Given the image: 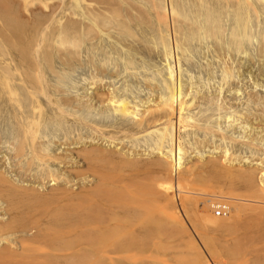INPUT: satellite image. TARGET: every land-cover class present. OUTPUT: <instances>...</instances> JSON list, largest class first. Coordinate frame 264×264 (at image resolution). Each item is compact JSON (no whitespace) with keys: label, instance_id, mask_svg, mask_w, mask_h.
<instances>
[{"label":"bare ground","instance_id":"obj_1","mask_svg":"<svg viewBox=\"0 0 264 264\" xmlns=\"http://www.w3.org/2000/svg\"><path fill=\"white\" fill-rule=\"evenodd\" d=\"M12 1L18 2L0 0V10L6 26L9 27V34L6 35L8 46L17 45L18 42L17 47L25 52L27 48L33 50L34 46L45 40V45H48L46 34H49V38L54 35L57 37L55 46L59 51L58 58L64 64L77 59L79 48L83 44L81 37L97 38L99 31L108 30L117 34L114 38L130 53L140 52L139 54L149 56L160 53L171 58L172 62L174 60L177 65L179 61L181 62L177 52V49H180L183 62L190 68H199V65L188 56L187 51L197 54L195 45H200L204 39L209 38L213 46L209 49L212 48L215 59L218 57L221 65V82L218 92L212 95L215 109L218 113L225 110L222 116L226 121L236 122L240 119L237 124L243 121L245 125L248 123L249 126L254 124L255 128L258 126L264 128V86L260 89L255 86L254 90L250 89L251 91L247 93L252 105L246 111L233 107V103L229 102L224 92L230 88L233 91L230 85L238 82L237 74L240 75L247 67L253 70L256 77L261 76L264 79V66L260 62V57H264V0H70L72 15L64 23L61 22V25H47L50 29H46V32L44 26L42 31L45 34L40 35L43 42H40L39 35L28 38V41H25L23 36L22 40L11 36V27L22 28L18 19L20 10H13L10 7ZM23 1L27 2V6L34 1L38 3V0H22V3ZM46 1L39 3L41 5L43 2V5H46ZM79 7L82 9L81 12L78 10ZM100 7L113 14L115 20L105 19V15H101ZM46 8L48 7L44 6V9ZM78 14L82 19L77 17ZM136 26L138 29L134 30ZM146 33L155 36L154 45L147 43ZM254 36H257V40L253 45L251 39ZM22 41L27 43L24 45ZM37 47L39 48V45ZM253 47L256 60L248 51ZM43 53L48 61L46 68L54 71L50 64L54 59L53 53L48 50ZM240 53L243 55L240 56ZM19 55L23 56L21 53ZM37 60L34 59L31 63V72L25 71V68L20 70L22 75L20 77L26 79L22 80L28 87H14L11 83V70L8 66L2 69L0 97L3 95L2 99L7 100L8 105L16 110V130L13 132L10 147H7L11 170L15 171L21 180L29 176L33 178L39 176L43 179L49 178L48 180L53 182H50L47 191L39 192L32 187L33 185L13 181L9 174H5L6 170H2L3 161L0 162V264H159L167 260V257L163 256L166 248L164 242L171 234L184 236L185 243L190 245L192 251L190 255L192 264H211L209 257L216 247L214 240L202 232L205 244L209 243L210 248L214 244L213 249H207L210 254L208 257L207 253L199 249L197 241L188 230L189 223L186 217L190 215L189 210L193 217L192 219L189 217L192 220L191 224H197V227L200 226L204 231L211 228L220 229L225 233L226 237L222 243H220L222 239L216 238L221 249L229 254L233 261L264 264V148L260 142L264 140L262 135L256 137L253 134H246L245 140L239 138L236 140L235 136L227 135L220 128V123L216 129L200 124L198 121L206 120L208 114L203 112L196 118L192 115L193 112L189 114L188 111L196 106L198 99H208V96L199 93L200 91H197V94L190 93V83L189 89L187 87L183 89L179 64L176 68L174 62L166 61L168 63L166 77L161 78L164 91L161 93L160 90L161 95L159 94L158 98L154 96L155 99L151 100V103L147 102L141 108L138 107V100L133 102L129 98L128 100L124 96L116 95L112 87V91L101 89L103 78L96 77L97 72H106V64L94 62L90 58L89 61L96 70L90 77L92 78L90 82L99 85L94 86L90 97L96 98L100 103L106 101L112 106L113 111L120 114L124 123L128 117L131 121L127 122L129 124L109 123L113 127L111 130L105 128L106 124L100 125L102 123H98L96 117L94 122L87 123L84 117L75 115L76 112H66L64 105L71 104L72 98L59 96L60 98L53 101L56 104L53 110L65 117L67 113L71 118L89 126L93 141L85 142L84 137L78 134L69 139L65 135L63 143L67 145L76 143V146L72 149L65 148L68 152H53L42 142V137L47 134L44 133L41 122L46 115L42 107V98L45 96L52 101L50 98L52 95L48 94L50 91L48 83H45L42 76L44 69ZM131 61L128 58L126 63L132 65ZM6 62L13 64V61ZM119 65L117 62V68ZM116 71L118 75L119 70ZM17 72L19 75V70ZM143 76L145 86H154L150 77L148 79L146 74ZM53 89L62 91L60 86ZM22 93L25 95L26 103L20 97ZM81 102L84 104L83 100ZM90 106L92 105H87ZM192 127L203 129L204 132L208 130L220 138L222 142L214 146L215 154L208 155L209 157L204 160L199 159L200 157L183 160L186 148L182 145L179 134L180 131ZM5 132L0 125V139ZM119 132L121 135H117ZM143 133H153V144L149 150L154 154L146 158H142L140 153L137 155L133 149L130 150L131 153L123 151L124 146L113 150L101 146L98 142L103 138L113 140L120 136L133 137ZM96 138L97 140H94ZM228 141L231 143L230 147L241 142L250 152L251 150L259 152L256 154L257 157L250 158L255 162L243 164L242 155H235L233 150L230 151ZM195 143L206 145L207 139H194ZM36 162L45 167L39 175L30 172ZM51 163L60 164L61 168H65L64 171L50 168ZM72 177L90 179L73 188V184H70ZM174 190L177 191L179 202L174 200L176 194ZM221 203L227 205L228 213L225 216H216L213 207ZM172 243L169 244L170 248ZM136 246L143 250L149 246L152 252L148 254L150 251H147L148 255L144 256L139 253L136 255L132 252ZM179 253L180 250L170 256L177 260ZM181 253L179 259L185 255Z\"/></svg>","mask_w":264,"mask_h":264},{"label":"rangeland","instance_id":"obj_2","mask_svg":"<svg viewBox=\"0 0 264 264\" xmlns=\"http://www.w3.org/2000/svg\"><path fill=\"white\" fill-rule=\"evenodd\" d=\"M16 1H18V2L14 3V1H12L13 4H11L10 7L13 10H20L21 11V12L19 11L20 15L18 14V19L20 21L19 23L22 24V28H20L19 26H17V28H14V27L10 28L11 36L14 39H18V38L21 39V37L23 36L24 40L28 41V38H31L34 35H37V36L42 35L43 36L45 34L44 32H46L48 30V28L50 29L49 26L51 24H52L51 26H53V24H54V26H58V24L61 25L62 23H64L66 21V19H68L70 17V15H72L71 5L69 2L70 0H62V1L61 0H52V1L44 0L47 2L45 4L48 6L43 5V2H42L41 5L43 7L39 3L43 0H38V3H37V1H34L33 3L31 2L32 4L30 2H28V3H30V4H28V6H27L26 1H25L26 4L24 3V1H23V3H24L23 4L22 0H20V2H19V0H16ZM38 4L40 5L41 8L39 7ZM23 5L24 6L26 5V7H24ZM44 6L48 7V8L44 9ZM17 7H19V8H17ZM23 7L27 8V9H24ZM42 8H43V10H42ZM22 10H23V12H22ZM67 10H68V12H67ZM78 10L81 12L82 11L81 7H79ZM33 11H34V13H33ZM100 11H101V15L102 14L105 15L104 16L105 19H108L111 21L115 20L114 15L113 14L111 15L106 10V8L100 7ZM59 16L61 19L59 18ZM64 17H65V19L63 20ZM77 17L78 18L81 17L80 19H82V16L80 14H78ZM47 20H48V22H49V20H51L49 22L50 24L47 22ZM42 21H44V22H42ZM45 22H47L48 24ZM41 24H42V27H41ZM47 25H49V26L47 27ZM44 26L46 27L45 31H44ZM42 29L44 32L42 31ZM133 29L136 30V29H138V27L136 26ZM37 32H39V33H37ZM41 32H43V33L41 34ZM27 33H28V35H27ZM225 33H227V31H225L224 34ZM7 34H9V27L6 26V24L4 22V16L2 15L1 10H0V72L2 69H4V68L6 69L8 66V68L11 70V73H12V79H11L12 85L16 88L17 87H26L27 86L26 82L23 81L26 79L23 77H22L23 80L21 79L20 76H22V75H20V70L21 69L24 70L23 68H25V71L31 72V68H30L31 63L34 62V59H35V61L38 59L37 62H39V64L44 69V71L42 73V76H44L43 80L46 81L45 82L46 84L48 83L47 87H49V90H50V91L48 90L49 92L48 91L47 92H48V94L52 95V96H50V98H52V101H49L48 99H46L45 96H43V98H42V107H43V110L46 111V115L44 116V119L41 120V122H42L43 127H44V133L45 134L47 133L46 135L44 134L45 135L44 137H42V142H43V145L48 148V150H51L53 152H68L65 148L68 147V149H72L74 146H76V143H71L69 145H67L66 143H63L65 137L68 139L71 137L74 138L78 134V135H82V138L84 137L83 139L85 142L86 141H88V142L93 141V139H91L92 132H90L91 130H90L89 126L83 125L78 120L74 119L73 117L71 118V115L68 116L67 113H65L67 116V117H65V116L61 115L60 113H58L56 110H53L56 107V104L53 103V101H55L56 99H58L60 97L72 98L71 104L64 105L66 112L67 111L68 112L70 111L73 113L76 112L75 115H79L81 117H84V120H86L87 123H89V122L92 123V122H94V120L97 119V120H99L98 123H102L100 125L104 126V124H106L105 128L108 130H111L113 128L111 125H109V123L113 122L114 125L115 124L117 125V122L124 123V121H123L124 119L120 116V114H118V112L113 111L112 106L108 105V103L106 101L103 103H100V102H98V100L96 98L92 99L90 97L93 94L92 92L95 89L94 86L99 87V85H97V84L95 85V83L90 82V81H92L91 80L92 78L90 79V77H92L96 73V70H94L93 65H91V62L89 61L90 58H92L93 59L92 61H94V62L100 61L101 63L106 64V66H105L106 72L105 71L104 72H97L98 76L96 78H103L101 85H100L101 89H104L105 91H107L109 89H110L109 91L113 90V92L116 95H119L121 97L124 96L127 99L129 98V99H131L130 101H133V102L138 100L137 101L139 103L138 107H141V108H143V106H145L144 104H147V102L151 103V100L153 101L155 98H158L159 94L161 95L162 91H164V88H162L164 86L162 83V79L164 77H166V71H167V67H168L167 66L168 63H166V61H169V63L174 62V60L172 62L171 58L166 57L160 53L157 55H151V56H149L147 54L145 55L143 53L139 54L140 52L130 53V51H128L125 48V46L121 45V43L116 38H114V36H117V34L115 35V33L113 34L112 32H109L108 30L99 31L97 38L94 37V38L88 39L87 37L86 38L81 37L82 38L81 41L83 44H81L82 46H80V48H79L80 52H78V54L79 53H81V54H79V56L77 54V59H74L72 61L70 60L69 63H65V64L61 63L59 58H58L59 51L57 50V47L55 46V44L57 43V42H55L56 38H57L56 36L53 35V37L51 36L52 38H49V34H46L47 43L49 42L48 45H45L46 40L43 42L41 40V36L40 37L38 36V38H40V40H41L40 42H43L41 44L38 42L39 48L37 47L38 45H36V46H34V48H36V50H34V48H33V50H34L33 51L32 49L29 50L27 48V50L25 52H22V49L20 47H17L18 42H17V45L16 44H14V45L10 44V46H8V43H7L8 40L6 38ZM110 34H113V35L111 36ZM99 35H100V37H99ZM145 35H146L147 43L149 45H154L155 36L152 34H149V33H146ZM147 35H149L150 37ZM226 35L227 34H225V36ZM225 36H224V38H225ZM254 38H255V40H253ZM208 39H204L200 45H195V48L197 49V54H194V53L191 54L192 52L189 53V51H187L188 56L191 57L192 60H194L199 65V68L188 67L183 62V58L180 55V49H177L178 55L180 56V60H181V62L179 61L177 63V65L179 64V66H180L178 68L180 69V72H181L183 89L186 87L189 89V87H191L189 89L190 91L187 90L190 93L196 92V94H197V91L198 92L200 91L199 93H203V94L205 93L208 96V99H204V100L198 99L199 102L196 104V106L193 109L189 110L188 113L191 114L193 112L192 115H194V117L198 118V117H200L201 113L206 112L208 114V118L206 120H199L198 122L200 124L212 127V129H216V127H218V124L220 123L219 124L220 128L224 132H226L227 135L232 136V137L235 136L234 138H236V140H239V139L245 140L244 138H246V136L249 134H253L256 137L262 135L264 138V128H261L259 126L255 128L254 124H253V126H251V125L249 126L248 123L245 125V122H243V121L237 124L236 122H238L240 119H237L236 122L234 120H233L234 122L232 120L226 121L224 119V117L222 116V115H224L225 110L223 109L220 113H218V110L215 109L216 105H215V102H213L214 97L212 95H215L218 92V87H219V84L221 82V79H220V77H221V71H220L221 65H220V61H218L219 58L217 57V60L215 59L216 56L214 55V53H212L213 52L212 48H211V50L209 49L210 47H213V46H211L212 43ZM256 40H257V36H254L251 39L253 45L256 44L255 43ZM25 41H22L24 45L27 43ZM3 43H4V45H3ZM5 46H7V47H5ZM58 47H59V45H58ZM63 48L64 47L62 46V49ZM59 49H61V48H59ZM252 49L254 51V47L248 51L253 54L252 56L254 59L255 58L257 59V56L254 54ZM4 50L7 52H5ZM45 50L50 51L51 54L53 53L52 59L53 58L54 59L51 61L50 64L52 65V69L53 70L55 69L54 71L49 70L45 66L46 63L48 62L44 58L45 54L43 53V51H45ZM106 51H107V53H106ZM84 52H85V54H84ZM19 53H21L23 56H20ZM112 53H113V55H112ZM175 53H176V51H174V54ZM242 53H240V56L243 55ZM56 54H57V57H56ZM107 54H108V56H107ZM244 55H245V53H244ZM109 56H111V57H109ZM128 58H130L132 60L131 61L133 63L132 65L128 64V62L126 63V61H128ZM166 58H168L169 60H167ZM123 59H124V61H123ZM23 60H24V62H22ZM242 60H243V58H242ZM6 61H10V62L13 61V64H12V62L10 63L12 66H10L9 62H6ZM206 61L209 62L208 64L210 66L207 64ZM117 62L120 63L118 68H117ZM260 62H262L263 66H264V57H262V58L260 57ZM7 63H8V65H6ZM115 63H116V65H115ZM204 63H205V65H204ZM173 64L175 65V67L177 66L175 62ZM21 65H22V67H21ZM206 65H208V66H206ZM59 66H60V68H59ZM111 66H112V68H111ZM115 66H116V68H114ZM16 68H17V70H16ZM128 68H129V70L127 71ZM144 68H146V69H144ZM117 69L119 70L118 75H117V71H116ZM134 69H136V70H134ZM208 69H210V70H208ZM14 70H15V72H14ZM18 70H19V75L17 72ZM94 71H95V73H93ZM107 71H109L110 74H109V72L107 73ZM213 72L216 76L213 75ZM90 74H91V76H89ZM144 74L147 75V78L150 77L151 81L153 80L152 82H153L154 86H150V87L145 86V84L143 83V78H144L143 75ZM136 75H137V77H136ZM151 77H152V79H151ZM236 79L238 80V82L236 84L230 85V87H233V91H232V88H230V90H225L224 92H225V94H227L226 98L229 100V102L233 103V107H235L236 109H239L241 111L243 109H244L243 111H246L252 105L251 101H249L250 99H249L247 93L251 90H254L255 86H256V88H259V89L262 88L264 86V79L261 76L256 77L254 75L253 70H250V67H247L244 70H242L240 75L237 74ZM18 80L20 82H18ZM189 83H190V85H189ZM239 84H241V85H239ZM188 85H189V87H188ZM59 86L62 89L61 92H58V91L53 89V87H59ZM0 87H2L1 82H0ZM111 87H112V90H111ZM223 87H224L223 89H225V86H223ZM239 89H241L240 91H242V93L240 91H238ZM89 90H90V92H89ZM152 90L155 91V93ZM160 90H161V93H160ZM75 92H77V93H75ZM210 92H211V94H210ZM238 92H240V93H238ZM149 93H150V95H149ZM0 94H1V92H0ZM133 94H134V96H133ZM210 95L212 96V98ZM2 96L0 97V125H1L2 129L6 131L5 134H2L1 139H0V147H1L0 148V162L3 161L2 170H6L5 174H7V175L9 174L10 178H12V180L14 179L13 181H15L16 183H20V182H21V184L27 183L30 186L33 185L32 187H34L37 191L45 192V190L47 191V188L50 186V182L51 183L53 182V181H49L48 180L49 178L43 179L42 177H39V176L37 178H33V177L29 176V177H27V179L21 180V178L15 173V171L11 170V168H12L10 166L11 159L8 157L9 148H7V147H10V145H11L10 143L13 139V132L16 130V119H15L16 110H14V108H11L8 105V101L5 99H2ZM79 96H81V97H79ZM132 96L134 98H132ZM154 96H155V98H153ZM20 97L24 103L27 102L25 95L23 93L21 94ZM81 100L84 101V104L81 102ZM87 101H88V103H86ZM49 102H51L52 104ZM88 104L92 105V106L87 107ZM53 115L56 119L53 117ZM94 117H96V119ZM130 121L131 120L128 117L127 121H125V123L130 122ZM127 124H129V123H127ZM235 124H237V125H235ZM249 128H251V129L249 130ZM119 133L117 135H121V133L120 134ZM179 135L181 136L180 138L182 140L181 142L183 143L182 145L186 148V152H185V155L183 157L184 161H187L191 158H199V157H200L199 159L202 160V158H203V160H204V158H207V157L215 154V152H214L215 144L219 145L222 142L218 136L213 134V132H210L208 130H207V132H204L203 129H197L195 127H192L191 129L189 128V129L184 130V131H180ZM131 138H133V139H131ZM197 138L199 140L207 139V144L206 145H203L201 143H200V145L197 143L194 144V139L198 140ZM94 140H97V138ZM98 142L100 143L101 146H104L106 148H110L113 150L114 149L117 150L118 148H120V147L122 148L124 146L122 148V150L131 153V151L133 149L134 151H136L137 155L140 153L139 155L142 158H146V157L152 156L154 154L153 152H151V150H149V149H151L152 144H153V133L137 134L133 137L120 136L118 138L116 137L113 140L108 139V138L107 139L103 138V139L98 140ZM260 142H261L262 148H264V140H262ZM65 145H67V146H65ZM196 145H198V147H195ZM227 145H228V147L231 146L230 141H228ZM70 146H72V147H70ZM231 150H233L235 155H239V156L242 155V159H241L242 161L241 162L243 164L254 163L255 160L251 161L250 158L255 157V156L257 157L258 155H256V154H259V152H255L254 150H251V152H250L249 149H247V147L244 144H242L241 142H238L237 144L230 147V151ZM252 154H253V156H252ZM34 164L32 165L33 167H31L30 172L34 173L36 175L41 174L43 172V168H45V167H43V165H41V164H38L37 162ZM49 167L50 168L53 167V169L55 168V170L56 169L61 170V172H63L65 169V168H61L60 164H56V163H51L49 165ZM41 178H42V180H41ZM88 179H90V178L80 179V178L72 177V181L70 182V184H73V188H75L78 184H81L83 182L84 183L88 182ZM35 180H37V181H35ZM39 180H41L42 182ZM174 192L176 193L174 195V200L176 202H179L177 191L174 190ZM189 212H190V215H189V217H190L192 214H191L190 210H189ZM189 217H186L187 222L189 223L188 230L191 232V235L193 236L195 241H197L196 244H198L199 249L203 250L205 253H207L208 257L210 256L208 250H211V248L213 249L214 244H212V245L210 244L212 246L211 248L209 247V243L206 245L205 240L204 241L202 240L203 239V237L201 236L202 232L203 233L205 232L208 237H211L214 240L213 242L215 243L216 247L214 248L213 254H215V255L213 257V254H212L211 257H209V262L211 264H239L240 263V262L237 263V261H233L232 258L229 256V254H227L224 250L221 249V247H220L221 245L219 244L218 239H220V240L222 239L220 242V243H222L223 238L226 237L225 233L222 230L211 229V228L209 229L208 228V229H205V231H204L202 228H200V226L197 227V224L196 225L191 224L192 223L191 219L193 217L191 216L190 217L191 219ZM175 235H177L176 238H175ZM200 236H201V238H200ZM168 237L164 242V243H166V248H165V255H163V256L167 257V260L164 262L162 261L159 264H162V263L169 264L167 262H174L175 264H192V260L190 258L192 251H191V248L189 247L190 245L188 246L187 243H185L186 241H185L184 236H179L178 234H174V235L171 234ZM181 237H182V239H181ZM173 238H175V239H173ZM180 240H182V241H180ZM183 240H184V242H183ZM172 242H174L175 245ZM170 243H172L171 248L169 246ZM149 248L151 249V247L148 246L147 248H145V250H143V248L139 249L138 246H136L132 252L133 253L135 252L136 255H137V253H139V254H142L144 256V255H148L152 252V250H150ZM167 248L169 249L170 252L168 251ZM182 248H184L183 251H181ZM171 249H172V251H171ZM179 250H180V253L182 252L181 253L182 255L185 254L182 259H179L180 253L178 255L177 260H176V258L175 259L173 258L174 256L171 257L172 255H174L173 253H175V252L178 253ZM147 251H150V252L148 253ZM168 257H171V259H169ZM233 262H236V263H233ZM240 264H246V263H240ZM247 264H249V263H247Z\"/></svg>","mask_w":264,"mask_h":264},{"label":"built area","instance_id":"obj_3","mask_svg":"<svg viewBox=\"0 0 264 264\" xmlns=\"http://www.w3.org/2000/svg\"><path fill=\"white\" fill-rule=\"evenodd\" d=\"M213 211L216 216H225L228 213V207L226 204L221 203L216 207H213Z\"/></svg>","mask_w":264,"mask_h":264}]
</instances>
